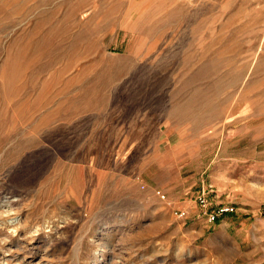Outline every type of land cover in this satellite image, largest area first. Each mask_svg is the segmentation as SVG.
Returning a JSON list of instances; mask_svg holds the SVG:
<instances>
[{
    "label": "rangeland",
    "instance_id": "374dc122",
    "mask_svg": "<svg viewBox=\"0 0 264 264\" xmlns=\"http://www.w3.org/2000/svg\"><path fill=\"white\" fill-rule=\"evenodd\" d=\"M0 264H264V0H0Z\"/></svg>",
    "mask_w": 264,
    "mask_h": 264
},
{
    "label": "built area",
    "instance_id": "2783aa9c",
    "mask_svg": "<svg viewBox=\"0 0 264 264\" xmlns=\"http://www.w3.org/2000/svg\"><path fill=\"white\" fill-rule=\"evenodd\" d=\"M162 199H164V196L162 197ZM197 202L199 206L204 210L207 209V207L209 206L208 199L206 198L205 194L200 195L197 199ZM233 211H234L233 207H220L212 212L207 211L205 214L207 215L208 222L212 223L218 217L225 215L227 213H231ZM183 217H186V213L184 211L179 212V218H183Z\"/></svg>",
    "mask_w": 264,
    "mask_h": 264
}]
</instances>
